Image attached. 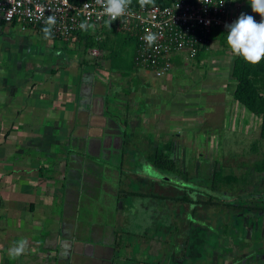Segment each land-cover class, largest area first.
<instances>
[{"label":"crops","instance_id":"1","mask_svg":"<svg viewBox=\"0 0 264 264\" xmlns=\"http://www.w3.org/2000/svg\"><path fill=\"white\" fill-rule=\"evenodd\" d=\"M234 4L244 9L243 0ZM6 23L13 31L19 25H2ZM23 27L26 33L39 35L34 27ZM101 27L90 26L85 34L99 37ZM9 40L8 52L0 50V264H264V224L248 228L250 222L244 227L252 248H243L242 241L241 248L222 244L200 248L197 261L189 254L186 233L182 247L175 243L179 235L178 217L171 218L179 206L175 183L143 175L141 154L151 145L162 148L174 141L173 155L182 150L177 130L171 127L169 132L171 124L157 119L171 114L170 106L146 99L143 77L168 82L175 65L194 59L177 56L171 71L157 78L136 64V54L133 72L111 68L109 50L87 47L86 36H41L36 44L29 37L24 42ZM206 51L202 60L210 55ZM119 62L128 65L124 58ZM209 106L206 111L200 107V134L204 128L219 131L223 106L233 133L252 131V117L237 102L220 100ZM185 109L186 117L195 112ZM189 122L187 128L196 125ZM255 177L252 185L261 187L263 177ZM146 186L158 196H141ZM156 198L164 204L162 213L154 210V216L150 205ZM142 204L150 212V223L141 220ZM164 216L167 230L169 220L175 222L163 239L158 233L163 227L154 229ZM254 219L260 221V216ZM150 229L156 234L146 244ZM21 239L28 241L27 249L10 256L9 250Z\"/></svg>","mask_w":264,"mask_h":264},{"label":"rangeland","instance_id":"2","mask_svg":"<svg viewBox=\"0 0 264 264\" xmlns=\"http://www.w3.org/2000/svg\"><path fill=\"white\" fill-rule=\"evenodd\" d=\"M8 26L11 30L10 33L7 29ZM17 27L19 29L16 28L13 31L12 27L8 23L2 25V21L0 20V50L2 52H8L6 50L5 44L10 41L9 39L11 38L17 40L18 42H24V39L29 37L33 39L35 44L38 43L37 40L41 38L40 35H31L30 33H26L23 30V28L25 27L22 26V23H19ZM12 32L13 35H11ZM208 51L210 52L208 58H205L203 60H198L197 58H195L194 60H187L186 62H183L177 66L175 65L173 70L171 71L169 79L167 77L168 82H157L158 80L153 82V77L144 76L143 78L147 80V84H145L142 89L145 91L144 96L146 95V99H148L149 101L155 98L158 105L163 104V106H170L169 112L171 114L166 117L157 116V119L159 122L168 121V123L171 124L170 131L168 129L169 132H171L172 127L173 131L177 130L176 132L179 133L178 138H176L178 144L182 147L179 157L180 159H182V162L185 165L184 171H190L189 183L195 185H198L200 183L205 187H210L212 185V174L216 162H218L221 168H223L225 174L233 173V175L240 180L243 176H245V174L248 175V172H250V170L252 171L256 161H258V159H261L264 154V140L260 138V126L262 122L261 116L253 114L243 104L235 101L233 97L236 80L231 76L234 55L232 54L230 47L228 45L221 47L220 45L212 44V42H210ZM222 95L225 97L222 98ZM184 97H186V99ZM220 100H225L230 105L235 101L237 102V104L242 106L245 112L248 113L247 116L252 117V131H249L247 133H233L230 130L229 124H227L228 115H224L223 106V108L220 109L223 117L221 118L222 121L219 123V131H206V128H204V135L200 134V132H202V127L199 122H201L203 118L201 117V114H199L201 112L200 107L203 105L204 107H206V111L209 104H213L214 101ZM185 108L194 110L195 112L190 113V115L186 117L184 116L186 110ZM218 117L221 116H217V118ZM253 118H255V120ZM185 119L186 123L184 122ZM188 122L194 123L196 125H188V129L186 126ZM213 122L214 121L212 120L211 125H214ZM160 142L161 140L159 141V145L162 144ZM255 145L256 148L258 147L257 149L255 148ZM142 154H147V152H144ZM142 154L141 168L151 166L152 164L149 163L148 160H146L147 157H143ZM137 163L138 165H140V162ZM132 164L133 163L131 162L130 166ZM251 177L254 178L255 174ZM256 184L257 183L254 182L253 187ZM172 186L178 191V198L183 197L185 194H187L191 199L194 200V202L198 198L208 199V193L206 192V189L199 190L176 184H172ZM150 188L146 186V189L149 192H147V190L144 188L143 192L148 194H153L154 192H156ZM222 188H224V186H222ZM222 192H225V189H223ZM256 196H253L248 200L245 199L238 201H233L229 198H225L224 201L239 204L246 202V204L248 205H258L260 208V212L254 209H248L240 213V211H235L233 209L227 210L221 204L219 206L207 204L195 207V204L193 202L192 207L195 208L194 211L198 215L199 224L198 226H194L189 229V254H192V256L195 257L198 261L201 256V253L199 252L201 250L200 248H218V246L221 244L223 246L225 245V248H237L239 246V248H241V241L246 243L243 248H252V246H249V242L251 241L252 237L249 234L248 228H255L256 225L264 224V201L261 200L264 197V192L262 193V197L257 196L258 198H254ZM155 200L156 201L154 202V204L150 205V209L153 210L154 216V210L156 214L159 212L162 213L161 208L162 204H164V200H162L161 198H156ZM256 200H261V203H254L256 202ZM145 201V203H149V200ZM148 205L149 204H145L146 207ZM143 206L144 205L142 204L141 220L147 223L148 220H150V212L149 210L145 211ZM187 212H191V209L187 204L179 205L177 207V211L174 210V212L172 213L173 216H171V218L172 220H174L175 217L182 219V217H185L187 215ZM176 214L178 215L176 216ZM254 216H257V218H259L260 216V221H258L257 219L256 221H254ZM164 219L167 218L164 216V218L160 220L162 223L159 221L154 229L155 231H158L159 226L163 227L162 229H159L158 232L163 239L164 236L168 233L169 228L173 227V223L175 222L172 221L171 223V221L169 220V228L167 230V228L164 227L167 223L164 221ZM228 222L231 223L229 228V235L227 233L225 236L224 231L225 228H227L229 225ZM245 222H250V227L247 225V229H245L244 227ZM141 227H143V223ZM221 229L222 235L218 233V230L221 231ZM176 230L178 233L181 232V230L183 231V229H181V226H176ZM155 231H153L152 229L146 231L148 236L146 244H148L149 237H153L154 233L156 234ZM183 233L187 234V232ZM183 233H179V235L175 237V243H177L179 247L183 246L181 245L183 244ZM260 234L261 233H259V235ZM141 241H143V239H141ZM234 241H236V243ZM160 244L161 243L158 242V246Z\"/></svg>","mask_w":264,"mask_h":264},{"label":"built area","instance_id":"3","mask_svg":"<svg viewBox=\"0 0 264 264\" xmlns=\"http://www.w3.org/2000/svg\"><path fill=\"white\" fill-rule=\"evenodd\" d=\"M242 12L254 16L256 21L262 19L252 8L242 11L234 0H210V4L201 0H178L168 6L149 4L134 8L129 5L127 14L112 23L136 32V64L162 78L171 71L177 56L195 59L200 51L208 50L213 30L227 31L225 25ZM49 16L55 17L53 31L64 39L74 38L82 24L88 28L109 20L96 0H0V20L5 22L47 25ZM149 33L157 35L151 45L144 39Z\"/></svg>","mask_w":264,"mask_h":264},{"label":"trees","instance_id":"4","mask_svg":"<svg viewBox=\"0 0 264 264\" xmlns=\"http://www.w3.org/2000/svg\"><path fill=\"white\" fill-rule=\"evenodd\" d=\"M178 0H152L149 4H159L162 6H168ZM186 2H193L194 0H184ZM134 8L141 7L140 0H132L131 4ZM244 9L242 11H248L250 8V0L244 1ZM261 20V19H260ZM259 20V21H260ZM257 21V22H259ZM3 23L5 21H2ZM13 25L17 23L16 20L11 22ZM28 26H32L36 29L38 34L42 37H45L43 29L45 27H49V25H32L29 24ZM101 30L97 35H88L86 33V28H82L76 36L87 37L86 46L87 47H96L100 49H108L109 56L111 59V68L113 69H124L130 70L131 72L134 71V57L136 54V49L138 46V38L135 31H128L124 30L119 23H112L111 26L108 23H103L101 25ZM51 27V36L50 38H54L59 36L56 34L52 26ZM60 37V36H59ZM126 41L129 42L130 45L123 46L119 42ZM210 41H216L221 47L228 45L227 44V31H223L221 29L213 30ZM114 42H117L116 46L112 45ZM207 51L204 49L200 51L197 55L198 60H202V57ZM232 52V50H231ZM234 55L233 63H232V71L231 76L233 79L236 80L233 97L235 101L243 104L247 107L253 114L261 116V126H260V138L264 140V60H262L258 64H252L243 59L241 56ZM120 56V57H119ZM125 56V57H124ZM120 58H124L128 60V65H121L119 60ZM136 80V78H135ZM137 82V81H136ZM176 144L174 141H167L162 148H157L154 145H151L147 151V160L151 163L157 170H161L162 172H166L167 174H172L173 178L184 180L186 182H190L189 174L190 171H184L185 165L180 159L179 155L175 154ZM256 148V145H255ZM258 148V147H257ZM256 148V149H257ZM214 171L212 174V185L210 187H206V192L208 193V199L198 198L195 200L194 204L195 207L201 205H214L219 206L220 204L224 206L227 210L235 209L236 211H246V210H257L260 212L259 206L255 205H248L246 202L241 204L239 203H230L224 200L223 198L235 197L238 200H248L251 197L257 196L262 197V193L264 192V183H262L261 187L256 188L253 187L251 179L252 174H257L261 177V181L264 182V154L261 159L256 161L255 165L253 166L252 171L248 172V175L245 174L240 180L237 179L236 176L231 174H225L223 168L219 165L218 162L214 165ZM185 172V173H184ZM200 175V174H199ZM171 177V176H169ZM195 185V184H194ZM198 188L191 187L194 189H202L205 187L202 184H196ZM200 186V187H199ZM224 186V188H222ZM187 187V186H186ZM225 189V192H222ZM149 195L148 193L141 192V196ZM150 195L158 196V194L151 193ZM252 195V196H251ZM258 198V197H254ZM253 199V198H252ZM264 201L263 199H261ZM260 200V201H261ZM260 201L256 200V204L261 203ZM188 202L191 203L192 200L189 195L185 194L183 197L178 198V204ZM229 227L225 228V233L227 234V230ZM189 237L187 239V243L189 241Z\"/></svg>","mask_w":264,"mask_h":264},{"label":"clouds","instance_id":"5","mask_svg":"<svg viewBox=\"0 0 264 264\" xmlns=\"http://www.w3.org/2000/svg\"><path fill=\"white\" fill-rule=\"evenodd\" d=\"M96 2L102 7L103 14L109 17L107 23L111 26L117 18L127 14L132 0H96ZM151 2L152 0H140L142 7ZM201 2L210 4V0H201ZM250 4L252 11L259 13L262 19L257 22L254 16L242 12L236 20L225 25L227 44L235 55L243 57L249 63L258 64L264 60V0H250ZM46 24L49 27H45L43 31L45 38L48 39L51 36L50 26L55 24V17L49 16ZM81 27L85 26L82 24ZM144 39L151 45L156 41L157 35L149 33ZM27 246L28 241L21 239L9 250L10 256H20Z\"/></svg>","mask_w":264,"mask_h":264},{"label":"flooded vegetation","instance_id":"6","mask_svg":"<svg viewBox=\"0 0 264 264\" xmlns=\"http://www.w3.org/2000/svg\"><path fill=\"white\" fill-rule=\"evenodd\" d=\"M177 180H180V179H177ZM175 184L178 185L177 183H175ZM202 189H206V187H202ZM191 200H192V202L187 204L188 207L191 209V212L190 213L187 212V215L185 217H182V219L181 218H177L178 226H181V229H183V231L181 230V232H179V233L187 232V234H186L187 236L190 233L189 229L191 227L198 226V224H199L198 223V221H199L198 215L194 211L195 208L192 207V204H193L194 200L193 199H191Z\"/></svg>","mask_w":264,"mask_h":264},{"label":"water","instance_id":"7","mask_svg":"<svg viewBox=\"0 0 264 264\" xmlns=\"http://www.w3.org/2000/svg\"><path fill=\"white\" fill-rule=\"evenodd\" d=\"M143 172L145 175L152 177V178L172 181V182L177 183L178 185H182V186L198 188V186H196L192 183L186 182L184 180H177L175 178L166 176L163 173L157 171L153 166H147Z\"/></svg>","mask_w":264,"mask_h":264}]
</instances>
